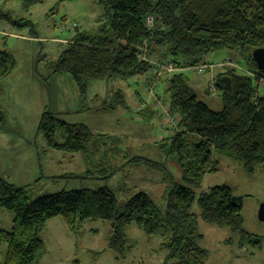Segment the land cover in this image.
<instances>
[{
  "label": "trees",
  "instance_id": "trees-1",
  "mask_svg": "<svg viewBox=\"0 0 264 264\" xmlns=\"http://www.w3.org/2000/svg\"><path fill=\"white\" fill-rule=\"evenodd\" d=\"M40 1L0 0V22L16 34L36 38L31 20L14 18L5 7L18 2L28 13ZM94 1L104 12V22L95 33L75 29L52 70L56 75L69 76L78 94V111H83L90 82L123 81L135 76L150 81V64L139 60L140 56L170 62L176 71L158 84L162 91L159 98L167 101L168 112L178 122L177 128L167 130L161 141L166 142L170 154L176 155L181 183L163 177L161 209L152 196L141 190L119 203L107 187L61 190L31 199L26 188L0 177V210L12 217L10 229H0V256L6 246L0 264H35L44 252L40 232L53 219L62 220L72 236L84 222H108V247L117 254L127 247L126 228L134 225L146 237L163 240L164 264H204L208 253L198 246V219L206 225L227 228L239 236L240 242L252 237L242 229V201L229 187L199 190L204 176L217 170L213 155L238 162L248 174L264 165V92L259 94L264 90V84L259 85L264 73L251 59L252 50L264 48V0ZM225 49L244 52L250 75L234 69L216 75L213 86L222 108L215 112L198 100L182 71L205 64L211 53ZM15 66L12 54L0 51V79L8 78ZM226 77L229 89L221 82ZM112 104L106 107L113 109L120 104L129 108L121 93L116 94ZM137 113L142 119L155 115L148 108ZM7 121L6 112L0 110V133L6 132ZM36 130L48 150L82 155L85 173L106 174L109 169L102 158L94 159L97 150H88L93 143L112 140L108 135L93 134L84 124L66 123L48 110L41 114ZM131 161L148 162L140 158ZM146 164L147 168L155 167ZM193 205L199 208L198 214L191 212Z\"/></svg>",
  "mask_w": 264,
  "mask_h": 264
},
{
  "label": "rangeland",
  "instance_id": "rangeland-1",
  "mask_svg": "<svg viewBox=\"0 0 264 264\" xmlns=\"http://www.w3.org/2000/svg\"><path fill=\"white\" fill-rule=\"evenodd\" d=\"M5 11H9L14 18L30 19L40 40L27 44L16 39L6 41L0 36V51L10 52L16 62L11 75L0 83V110L10 112L6 128L9 132L5 133V140L0 135V176L3 174L9 183L26 188L31 199L61 190L107 187L119 203L141 190L152 196L156 205L163 209L164 204L160 200L164 189L163 177H170L179 184L181 181L176 155L169 153V147L161 141L163 137L159 132L160 125L163 131L177 128V123L167 128L161 121L162 110L168 109L167 101L159 98L162 95L160 86L156 98L162 101L163 108L155 110V102L146 91L150 82L146 77V80L142 79L143 76H135L123 81L90 82L85 108L78 111L77 95L69 76H57L50 65L57 61L64 49L63 44L71 40L75 29L90 33L98 30L104 22V12L99 4L94 0H66L62 3L41 0L28 13L22 11L18 2L6 4ZM20 35L26 36V33ZM145 59L149 64L161 62L153 57ZM32 61H35L37 77L43 87L47 84V91L45 87L28 83L26 71ZM204 63L216 67L202 74L194 69L182 72L191 88L195 89L198 100L211 111H220L222 105L218 91L214 96L210 95V86L214 84L216 75L226 69H234L249 76L246 71L248 63L244 52L239 49L215 51L205 58ZM30 86L31 89L28 88ZM41 90L47 96H43ZM138 90L144 91L143 99L135 97ZM263 92L259 90L260 95ZM118 93L125 95L129 108L119 104L116 108L104 109L106 105H113V98ZM141 105L143 109L137 110ZM44 108L66 123L84 124L93 134L113 137L88 148L90 153L98 151L94 159L98 161L102 158V162L109 165L105 173L114 172L113 175L108 177L97 171L87 174L80 154L48 150L36 130ZM147 108L155 113L148 124L143 123L142 115L137 113ZM165 132L166 137L168 132ZM213 156L217 170L204 176L199 191L207 192L209 188L220 185L229 187L233 196L242 201V229L252 237L240 242L239 236L227 228L206 225L198 219V235L201 237L198 246L208 253L204 264H264V222L257 218V210L264 204V165L248 174L238 162ZM132 158L148 162L134 164ZM19 161L22 164L15 165ZM146 163H153L155 167L147 168ZM191 212L198 214L199 208L193 205ZM11 219L10 213L0 210V229L8 231ZM126 229L127 247L117 254L108 247V222H84L76 230V236H72L62 220H49L40 232L44 252L35 259V264H164L166 250H163L162 239L156 236L148 238L134 225ZM5 250L6 246L2 248L0 263Z\"/></svg>",
  "mask_w": 264,
  "mask_h": 264
},
{
  "label": "built area",
  "instance_id": "built-area-1",
  "mask_svg": "<svg viewBox=\"0 0 264 264\" xmlns=\"http://www.w3.org/2000/svg\"><path fill=\"white\" fill-rule=\"evenodd\" d=\"M147 22H148V26L152 25V22L150 19L147 20ZM145 57L146 56H140L139 60L145 61L146 60ZM214 67L216 66L204 64V65H198L194 67L193 69L195 72L202 74L206 70H212ZM150 68H151V80L146 88V91H148L149 95L153 98V101L155 102V109L163 108L162 101L156 98L158 83L161 78L169 76L170 74L174 73L176 71V68L170 62L151 63ZM260 83L264 84V81L262 80ZM210 88H211L210 95L214 96L217 89L214 88L213 85H211ZM142 109H143V105L138 106L137 110H142ZM161 113H162L161 121L163 124L171 126V125H174V123L175 124L177 123L178 119L170 115L167 111L162 110Z\"/></svg>",
  "mask_w": 264,
  "mask_h": 264
},
{
  "label": "crops",
  "instance_id": "crops-1",
  "mask_svg": "<svg viewBox=\"0 0 264 264\" xmlns=\"http://www.w3.org/2000/svg\"><path fill=\"white\" fill-rule=\"evenodd\" d=\"M0 36L2 37V39L3 40H9V39H16L18 42L21 40V41H23V42H26L27 44H30V43H33V42H35L36 40H40L39 38H29L28 36H21L20 34H16L14 31H13V29L12 28H10V26L9 25H7V24H4V23H2V22H0ZM55 41H60V40H57V39H54ZM64 46H65V43L63 44V48H64ZM6 52V51H5ZM13 56V55H12ZM14 58V57H13ZM14 60H15V58H14ZM37 63V62H36ZM35 64V61H32V64H31V67L30 68H28V70L26 71V73H27V77H28V83L29 84H37L39 87H43V84L41 83V80H39L38 79V77H37V73H36V65H34ZM50 65H51V67H52V65L53 64H51L50 63ZM49 66V65H48ZM50 67V68H51ZM57 76H60V75H57ZM142 79L144 80L145 79V76H143L142 77ZM0 80H3V81H0V83L1 82H4V80H7V78H2V79H0ZM42 82H44V81H42ZM144 82V81H143ZM46 84V83H45ZM144 85V84H143ZM142 85V87H144ZM46 86H47V84L46 85H44V89L46 90ZM28 88H30L31 89V86L30 87H28ZM26 91H27V89H26ZM47 91V90H46ZM136 93H135V97H137L138 99H143L144 98V91H135ZM41 94L44 96V95H46V93L44 92V90H41ZM75 94H76V91H75ZM77 95V103H78V94H76ZM47 96V95H46ZM134 97V98H135ZM107 108V107H106ZM105 109V108H104ZM103 109V110H104ZM44 110H47L46 108H44ZM156 110V109H155ZM44 112V111H43ZM168 112V111H167ZM147 114V113H146ZM6 115H7V120H8V118L10 117V112L8 113V112H6ZM148 115V114H147ZM155 117V116H154ZM150 120L151 119H143V123H147L148 124V122H150ZM8 122H9V120H8ZM165 125V124H164ZM167 128H169L170 126L169 125H165ZM162 128V126L160 125V127H159V132H160V134H161V136L163 137L162 139H164L165 138V136H164V134L166 133L165 131H167L166 129L163 131V129H161ZM149 131V130H148ZM6 132H9V130L7 129L6 130ZM6 132H2V133H0V135H3L4 137H2L1 139H3V140H5V138H6ZM98 134V133H97ZM163 134V135H162ZM111 138V137H110ZM113 138V137H112ZM115 140H117L116 138H115ZM160 140V139H159ZM98 143L96 142V143H93V145L95 146V145H97ZM51 151V150H50ZM81 156V162H83L82 160V155H80ZM38 161V160H37ZM22 164V162L20 163V161L17 163V164H15V165H21ZM83 165H85L84 164V162H83ZM86 166V165H85ZM0 177H2V178H4V179H6L7 180V178H6V176H4L3 174L0 176ZM8 181V180H7ZM9 182V181H8ZM13 185V184H12Z\"/></svg>",
  "mask_w": 264,
  "mask_h": 264
},
{
  "label": "water",
  "instance_id": "water-1",
  "mask_svg": "<svg viewBox=\"0 0 264 264\" xmlns=\"http://www.w3.org/2000/svg\"><path fill=\"white\" fill-rule=\"evenodd\" d=\"M251 59L252 62L256 65L257 69L259 71H262L264 73V48L259 47V49H254L251 51ZM222 84L226 89L229 87V78H222L221 79ZM240 200V199H239ZM257 218L260 222H264V204L260 205V207L257 210Z\"/></svg>",
  "mask_w": 264,
  "mask_h": 264
},
{
  "label": "bare ground",
  "instance_id": "bare-ground-1",
  "mask_svg": "<svg viewBox=\"0 0 264 264\" xmlns=\"http://www.w3.org/2000/svg\"><path fill=\"white\" fill-rule=\"evenodd\" d=\"M254 75V74H253ZM259 78H261V77H259Z\"/></svg>",
  "mask_w": 264,
  "mask_h": 264
}]
</instances>
